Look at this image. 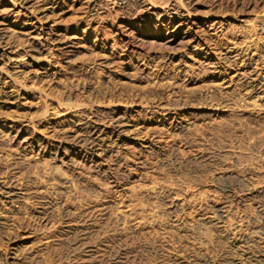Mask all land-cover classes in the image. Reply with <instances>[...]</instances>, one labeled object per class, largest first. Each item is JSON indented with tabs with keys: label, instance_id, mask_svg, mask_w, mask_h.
I'll list each match as a JSON object with an SVG mask.
<instances>
[{
	"label": "bare ground",
	"instance_id": "6f19581e",
	"mask_svg": "<svg viewBox=\"0 0 264 264\" xmlns=\"http://www.w3.org/2000/svg\"><path fill=\"white\" fill-rule=\"evenodd\" d=\"M242 1L0 0V264L81 245L104 205L153 252L186 236L174 264H264V0Z\"/></svg>",
	"mask_w": 264,
	"mask_h": 264
},
{
	"label": "rangeland",
	"instance_id": "374dc122",
	"mask_svg": "<svg viewBox=\"0 0 264 264\" xmlns=\"http://www.w3.org/2000/svg\"><path fill=\"white\" fill-rule=\"evenodd\" d=\"M248 1L250 3L252 2V5L255 2V0H248ZM248 1L244 0L239 3L241 10H245V11L253 10V8L251 9V7L248 8L250 5ZM124 35H126V37H124L125 45L134 44L148 51L155 48V44L152 42L151 39H144L143 42L142 41L140 42L139 39L130 32H125ZM171 157L168 158L170 162L173 161L172 160L173 157L172 158ZM148 161L154 164L158 161H162V157L156 155L154 156L150 155L148 156ZM160 170L159 172L164 173L166 175H170V171H169L170 169H168V167L160 168ZM217 187L221 189L220 191L219 189H217L218 193L216 197L218 198L220 197L219 199L222 200V198H224L225 195L221 192L222 190L221 184L218 185ZM237 191H239V189ZM158 208L159 210L163 209L161 203L159 205V202H158ZM100 211L101 212L98 213L94 212V214L88 217L86 216V220L88 221L87 223L94 225L98 230L93 228H92L93 230H91L92 226L87 225L88 228L86 227L87 231H85V233H83L84 232L83 230L80 231V233L78 232L77 234H75L74 237L75 238L77 237L76 239H78V241L80 242L79 244L82 243L77 247L71 245L70 242L71 240L68 239L58 241L57 245L51 246L52 248L50 247L44 253L43 258H45L44 259L45 263L46 264H174V261L171 260L173 257L175 256L177 257L178 255L184 257L187 253L191 254L190 246L189 244L186 243L189 242V239H187L186 236L185 237L180 236L179 234H177L172 230H169L170 232L169 231L165 232L163 235L166 239L169 240L167 241L170 243V245L165 244L162 247H157L158 250L156 248L154 252L150 249H146L144 247L145 239L143 238V236L132 232L128 224L123 226L114 219L115 218L114 214L116 212L113 206L104 205V207L101 208ZM101 213L106 215L105 216L102 215L103 216L102 217ZM57 230L58 228H56L55 226L51 230H49V232L51 233L50 235L53 234L56 235L55 236L56 240H60L61 237L60 234H58ZM1 238H3L2 232H0V250H4V248H6L7 246V242L4 238L3 239ZM193 256L196 257L195 255ZM226 262L230 264L228 261ZM226 262L222 264H227Z\"/></svg>",
	"mask_w": 264,
	"mask_h": 264
}]
</instances>
